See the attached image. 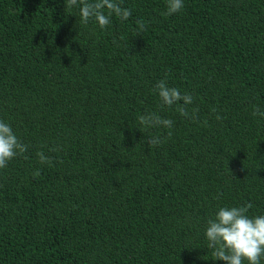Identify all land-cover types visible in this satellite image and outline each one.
Here are the masks:
<instances>
[{
  "label": "trees",
  "instance_id": "16d2710c",
  "mask_svg": "<svg viewBox=\"0 0 264 264\" xmlns=\"http://www.w3.org/2000/svg\"><path fill=\"white\" fill-rule=\"evenodd\" d=\"M117 2L131 16L102 30L64 0H0V120L28 145L0 169V264H224L207 220L264 215V0Z\"/></svg>",
  "mask_w": 264,
  "mask_h": 264
},
{
  "label": "clouds",
  "instance_id": "9594fccd",
  "mask_svg": "<svg viewBox=\"0 0 264 264\" xmlns=\"http://www.w3.org/2000/svg\"><path fill=\"white\" fill-rule=\"evenodd\" d=\"M65 11L73 7L79 8L80 23L85 26L89 21L94 20L100 29L105 30L111 23V17L115 15L121 21H126L131 16V10L123 8L117 0H64ZM184 8V0H167V15H173ZM140 31L145 30L143 21H139ZM139 35V32L136 34ZM154 91L158 94L162 106H176V111L184 117H189L188 106L193 104V96L189 93H181L176 87H169L166 80L161 79L155 85ZM183 102L182 104L180 102ZM198 108H193L191 118L196 119ZM215 111V109L213 110ZM254 116L264 118V111L254 107ZM217 116V119H220ZM139 124L145 128L169 129L167 138L172 136L171 129L173 121L162 118L155 112H148L140 115ZM158 136H149L145 141L150 148H155L162 143ZM56 148L50 151H56ZM28 151V145L24 144L12 126L0 120V169L7 167V164L18 156H24ZM41 164L50 163V157L43 151L36 153ZM27 159L26 156H24ZM39 175V170L33 173ZM218 198V197H217ZM251 203L242 206L221 207L214 217L206 222L204 235L207 240V247L212 249V256L215 261H222L224 264H261L264 258V215L250 216Z\"/></svg>",
  "mask_w": 264,
  "mask_h": 264
}]
</instances>
